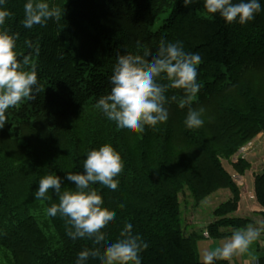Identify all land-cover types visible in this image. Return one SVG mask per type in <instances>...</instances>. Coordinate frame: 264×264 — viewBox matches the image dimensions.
<instances>
[{"label":"trees","instance_id":"trees-1","mask_svg":"<svg viewBox=\"0 0 264 264\" xmlns=\"http://www.w3.org/2000/svg\"><path fill=\"white\" fill-rule=\"evenodd\" d=\"M25 2L7 0L12 15L5 27L19 34L16 51L20 57L30 55L41 90L8 109L0 128V264H75L77 254L92 247L91 240L69 238L59 215L46 214L58 203L51 190L47 200L33 194L44 174L64 178L65 172H81L86 152L105 143L122 164L114 193L93 186L116 217L105 235L114 242L131 223L148 243L142 264H202L195 240L205 237L201 229L190 233L189 224L184 226V196L197 208L228 192L207 226L210 239L254 223L239 215L245 186L222 161L230 160L244 176L253 165L232 158L264 136V11L241 25L207 13L202 0L188 7L183 0H49L61 8V19L26 29ZM260 3L264 8V0ZM161 38L182 41L186 52L200 54L197 82L202 87L191 107L203 109L204 124L187 129L188 108L171 102L165 105L166 122L146 126L143 133L121 131L95 103L110 91L118 56L154 55ZM167 95L179 97L183 91L170 89ZM251 176L264 221V165ZM62 186L75 187L67 180Z\"/></svg>","mask_w":264,"mask_h":264},{"label":"clouds","instance_id":"clouds-1","mask_svg":"<svg viewBox=\"0 0 264 264\" xmlns=\"http://www.w3.org/2000/svg\"><path fill=\"white\" fill-rule=\"evenodd\" d=\"M201 0H183V5L200 3ZM209 14H218L225 23L244 25L264 11L260 0H202ZM7 0H0V128H3L8 109L19 106L25 100L34 99V93L41 87L35 65L30 55L20 57L16 51L18 33L10 32L6 20L12 13L5 7ZM64 11V10H63ZM23 27L31 29L48 20L59 21L62 10L50 6L49 0H26L23 5ZM32 47L29 41H25ZM38 52V49H37ZM201 56L198 52H186L182 41L160 39L154 55L145 51L141 54H126L117 57L109 77L110 91L101 96L95 108L115 126L127 133H143L145 127H155L169 118L168 103L176 102L180 109L188 108L183 123L189 130L203 126V109H194L202 87L197 82ZM163 81H167L163 83ZM170 89L183 91L182 96L167 93ZM122 172L120 155L113 146L105 143L98 149L86 152L81 172H65L61 178L56 172L44 174L38 181L33 197L47 200L49 190L58 199L46 209L50 217L64 219L66 235L72 240H91L92 247L77 254L75 264H142L141 253L148 243L139 233L133 232V225L125 223L114 242L105 235V229L116 217L107 210L98 190L100 185L108 193L118 188ZM64 180L75 187L62 186ZM205 238L210 236L205 225H199ZM264 235V223H249L246 227L234 229L224 241L202 252V264H216L217 261H231L237 256H247L245 264H259V256L252 245Z\"/></svg>","mask_w":264,"mask_h":264},{"label":"rangeland","instance_id":"rangeland-1","mask_svg":"<svg viewBox=\"0 0 264 264\" xmlns=\"http://www.w3.org/2000/svg\"><path fill=\"white\" fill-rule=\"evenodd\" d=\"M239 157H243L245 160L250 162L253 165L252 171H249L246 173L248 175L249 181L246 183L244 182V185H242V181L239 179H236V181L240 184V186H245V189L242 190V195L244 197V205L243 210L248 211L249 209V201L251 200L252 190H253V180H252V172L255 170H259L261 166L264 165V136H259L257 139L253 140L252 142L248 143L241 151L238 153L237 156H234L232 159L233 161L237 160ZM232 161V162H233ZM224 167L230 171H234L231 167V161L223 158L222 161ZM234 173V172H233ZM249 183V185H248ZM228 192H221L220 194H217L206 201H204L201 206L195 208L194 205H192L191 199H189L187 196H184L182 198V217L185 222L188 223L187 231L190 233L193 231H196V233L199 231V225H205L210 224L211 216L213 214L214 209L220 204L228 200ZM193 206V207H192ZM253 211L249 210V213H244L245 217L254 219V213ZM248 214V215H247ZM202 220L203 222H199L198 220ZM210 219V221H209ZM209 222V223H208ZM215 239H196L195 245L198 250V255L200 260H202V252L206 249H211V244L214 243ZM218 241V240H216ZM217 243V242H216ZM222 241H219L216 246L220 245Z\"/></svg>","mask_w":264,"mask_h":264},{"label":"crops","instance_id":"crops-1","mask_svg":"<svg viewBox=\"0 0 264 264\" xmlns=\"http://www.w3.org/2000/svg\"><path fill=\"white\" fill-rule=\"evenodd\" d=\"M230 171V170H229ZM234 178L235 179H239L242 181V183L244 184V182L246 181V183L249 181L248 179V175H244V176H240L238 175L235 171H230ZM234 172V173H233ZM242 184V185H243ZM249 185V183H248ZM252 194L253 193V190H252ZM251 200L249 201L248 205H249V209L248 211H245L243 210V205H244V197L242 195V200H241V203H240V207H239V210H238V213L239 215H242L244 216V213H249V210L253 211L252 213H254V219H252L254 221V223H264L263 219L259 218V212H260V209L256 206L255 202H254V195H251ZM247 214V215H248ZM199 222H203L201 219L198 220ZM210 221V219H209ZM209 223V222H208ZM208 225V224H207ZM207 227V226H206ZM206 239H209V238H206ZM225 238L223 239H217L218 241L216 240H211V241H214L213 244H211V248H214L216 247L217 243L219 241H224ZM217 242V243H216ZM252 250L254 251L255 254H257L259 256V264H264V235H262L253 245H252ZM200 259V258H199ZM247 256H237V257H234L231 261H227L228 264H245L246 260H247ZM202 261V260H201Z\"/></svg>","mask_w":264,"mask_h":264}]
</instances>
